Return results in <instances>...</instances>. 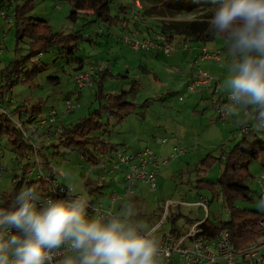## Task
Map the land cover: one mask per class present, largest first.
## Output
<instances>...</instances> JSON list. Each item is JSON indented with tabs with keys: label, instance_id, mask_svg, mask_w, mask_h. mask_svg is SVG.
Here are the masks:
<instances>
[{
	"label": "rangeland",
	"instance_id": "obj_1",
	"mask_svg": "<svg viewBox=\"0 0 264 264\" xmlns=\"http://www.w3.org/2000/svg\"><path fill=\"white\" fill-rule=\"evenodd\" d=\"M135 1L113 0L108 13L111 18L107 20L98 19L89 12H79L77 19L72 21L69 19L72 12L69 3L61 0H34L29 16L34 19L45 20L54 33L79 32L82 40L78 51L72 55L63 54L57 47H53L44 54L26 61L25 57L29 54L28 43L30 40L28 37H22L21 40L17 39L15 16L12 15L16 4L21 2L20 0H0V11H5L4 16L1 17L0 15V40H3V53L0 54V84L3 75H7L9 71L14 69V63L23 60L21 72H15L19 80L13 83L10 94L8 92L4 94L5 97L10 95L14 109L21 104H24L28 109L38 105L41 108L42 117H47L48 112L54 110L56 118H63V125L75 124L79 118L85 117L99 107V101L96 97L98 89L95 83L98 73L103 70L110 73L102 82L104 92L107 94H119L121 91L128 92L135 82L139 83L135 97L129 99L130 102L137 105L135 114L125 117L120 124H116L113 119L109 118L110 120H108L107 116H103L102 122L107 125L105 127L107 133L102 139L109 144L106 146L107 149L104 153L105 161L103 162L105 163L110 161V157L116 159L119 153L130 156L145 148L157 154L158 139L165 128L181 129L185 124L186 129L193 132L194 130L200 131V129L207 130L208 126L223 130V126H225L213 120L215 114L212 102L218 98V94L213 93L214 88L210 89L205 100L200 99L201 101L197 102L194 95H187L188 92L185 93L183 89H178L179 85L184 87V84H187L188 88L191 82L190 79L187 80L189 74L196 69L190 70V66L186 62L184 64L180 62L177 65H169L165 61L168 58L166 55L156 54L152 50L133 51L126 43L125 39L153 42L156 32L159 31L157 26L161 22L156 17H142L143 4H141V0H138L139 5L137 7ZM119 6H123V9H120ZM194 17H196L194 12L173 15L175 20H190ZM204 45L209 51L213 45H219L221 48L225 47L223 39L220 37H215ZM170 54L172 57L173 53ZM175 54L177 57V53ZM229 60L225 48V52L221 56V63L212 62L218 66L215 70V76L210 74V77L219 80L221 89L219 93L224 92V95L226 93L222 88L224 87L223 81L228 75ZM76 62H80L85 70L91 67H96L95 70H97L98 65L103 66L102 71L94 72L92 86L79 91L80 96L78 98H74L78 91L73 80L75 74L73 69ZM35 68H37V71L31 74L28 77L29 80L25 82V74ZM199 69L201 68L199 67ZM187 73L188 77L186 76ZM54 78H57V80ZM180 96L181 99H183V96L184 99L191 98V101L188 102L187 112L190 113L191 110H194L193 116L185 118V116L177 114L174 110ZM68 99L73 102L72 111L64 114L63 105ZM166 115L167 117H165ZM107 120L109 123H107ZM17 121L19 122L18 115L14 114L13 122L16 123ZM55 125L60 127V124ZM239 127L240 125L236 129L231 127L225 129V134L231 139L228 143L231 145L230 147H233L241 139L240 136L233 138L232 135L233 133L236 135V131L231 132L232 129L238 130ZM256 134L258 140L264 141V132H256ZM223 143L219 144L218 142L210 149L205 148L201 143V146L197 147L196 153L199 156L194 157L196 155L193 154V159L187 161L183 157L189 154L187 152L173 160L170 159L169 163H175L169 169L166 166L161 168V173L157 174L158 181L155 189L146 187L143 183H137L138 185L136 184L132 193L124 199L123 204H133L139 214L137 218H143L144 221H146V217L143 215H148L155 210L159 202L171 201L178 203V199L183 196L189 202L195 200L203 202V200L208 201L210 199L211 202L208 205L210 215H218L217 210L220 206L223 207L222 211L225 212L226 206L221 196L216 200V198H212L207 189H195L197 179L195 176L197 170L201 168L200 162L208 154L219 157L222 150L219 147ZM47 147L40 154L42 156L41 161L50 163L54 168L56 182L67 188L73 196L86 194L90 201H98L106 208L109 205L110 193L116 191L118 194H123V191L119 190L117 186V181L123 179L126 171L124 166H121L114 176H108L105 170L90 164L81 157L80 153L68 149L65 145H60L56 137L48 141ZM101 152L97 153L99 157H102ZM21 161V155L19 156L12 143L8 142L7 135H0V200L3 195L8 196L16 187L15 177L19 175V163ZM178 162L181 163V166H178L180 164ZM184 163H188V166ZM90 167L93 168L92 172L88 171ZM222 170L223 166L221 164H215L206 173H203L205 175L203 180L216 181ZM64 173H67V175ZM247 175L244 184L251 190L252 201L245 203L244 201H238L236 206L242 209L255 210L261 207L258 180L264 175V167L261 166L258 160L252 161L248 166ZM98 177H106L107 181L99 182ZM89 179L90 181L98 180L101 194L90 191L85 184ZM199 195H202L201 199L198 198ZM117 204L118 202L113 207L114 211L119 210L116 208ZM191 208H195L192 209L193 214H199V210L202 209L195 206ZM184 215L189 219H193L191 213ZM222 218H224V215ZM180 260L178 255L174 254L172 264H182ZM249 264H264V254L261 255V258L259 257Z\"/></svg>",
	"mask_w": 264,
	"mask_h": 264
},
{
	"label": "clouds",
	"instance_id": "obj_2",
	"mask_svg": "<svg viewBox=\"0 0 264 264\" xmlns=\"http://www.w3.org/2000/svg\"><path fill=\"white\" fill-rule=\"evenodd\" d=\"M212 2V34L230 57L223 110L264 130V0ZM41 199L37 185L26 186L0 207V264H164L156 229L133 204L90 216L86 194Z\"/></svg>",
	"mask_w": 264,
	"mask_h": 264
},
{
	"label": "trees",
	"instance_id": "obj_3",
	"mask_svg": "<svg viewBox=\"0 0 264 264\" xmlns=\"http://www.w3.org/2000/svg\"><path fill=\"white\" fill-rule=\"evenodd\" d=\"M34 0H20L16 4L14 11L15 27L17 30V39L28 37L29 54L25 57L30 61L32 57L39 56L57 47L61 53L72 55L78 51L82 37L79 32L69 34L54 33L45 20L34 19L30 15ZM69 3L72 8L70 20L75 21L79 12H89L98 19L107 20L109 16L110 4L113 0H61ZM143 4L142 17L160 19L156 35H161L170 44L173 43H200L206 44L215 37L209 21L215 10L216 5L212 0H141ZM123 9V6H119ZM196 13V17L190 20H175L173 15L184 13ZM151 29V28H147ZM222 38V37H220ZM23 60L14 63V69L7 75H3L0 84V99L6 91V82L15 72H21ZM73 70L76 73L85 70L80 62ZM37 71L35 68L25 74V82L29 76ZM15 73V74H16ZM74 74V75H75ZM95 80L98 91L96 92L99 101L98 109L89 113L85 117L79 118L75 124L61 125L62 132L56 137L60 145H65L68 149L80 153L83 159H86L92 165H98L105 161L97 155L100 151H105L108 143L102 139L107 133L106 126L102 122L103 116L120 122L124 117L136 112V104L130 102L137 92V82L132 85L130 91H121L119 94H107L103 89V80L110 75L109 71L103 70L98 73ZM57 80V78H54ZM13 115H18L19 121L31 123L41 116V108L36 105L28 109L24 104L15 107ZM107 120V121H108ZM109 123V121L107 122ZM242 137L233 147L223 155V159H216L207 156L200 162L201 168L197 170L196 189H207L212 198L221 196L226 206L227 218L211 220L206 218L198 221L200 233L208 239H214L217 234L227 231L231 244L237 250L246 249L260 241H264V228L260 226V221L264 217V207L258 209H242L236 206V202L252 201L251 190L244 184L248 174V166L252 161H259L264 167V141L257 138L253 130H241ZM7 135L8 142L15 147L19 156L29 152L30 146L22 139L21 134L8 120L0 116V135ZM56 147V146H54ZM104 149V150H103ZM52 172L49 162H46ZM221 164L223 170L218 175L215 182L203 180L204 174L208 169ZM205 167V168H204ZM55 174H53L54 177ZM55 178V177H54ZM16 179V177H15ZM92 193L100 194L101 187L97 181H86ZM21 189V184H16L13 191L3 195L0 200V207H7L15 198L16 193ZM55 199H62L57 197ZM250 263V262H249ZM248 262H239L237 264H249Z\"/></svg>",
	"mask_w": 264,
	"mask_h": 264
},
{
	"label": "built area",
	"instance_id": "obj_4",
	"mask_svg": "<svg viewBox=\"0 0 264 264\" xmlns=\"http://www.w3.org/2000/svg\"><path fill=\"white\" fill-rule=\"evenodd\" d=\"M138 7V0L135 1ZM140 8V7H139ZM5 11H0L1 17L5 15ZM14 11L12 12V15ZM126 43L131 47L133 51H148L157 49L161 53L168 55L169 52L174 50V46L168 43L163 36L156 35L153 42H145L138 40L125 39ZM3 40H0V54L3 52ZM188 46L184 45V49ZM200 55L202 59L212 60L219 63L221 60L220 52L213 51L209 52L205 47L201 48ZM97 70L95 68H88L82 72L76 73L73 76L74 84H76L77 92L84 88L90 87L93 84L92 76L95 71H102L103 66L98 65ZM19 78L16 74H12L6 82V92L10 94L11 87L14 82L18 81ZM213 83H217L216 79L208 76L206 73L199 71L196 76L191 79L188 85L190 91H194L196 87L202 85L209 86ZM213 93H219V86L216 85L213 89ZM4 93V94H5ZM227 103V94L223 96L219 101L216 113L217 120L224 122L229 114L223 109ZM73 102L66 100L64 102V114L70 113L72 110ZM13 104L10 95L5 97L4 95L0 99V116L8 120H11L12 126L20 132L22 139L30 146L29 152H26L21 156L22 161L19 163V175L16 176V184H21L22 187L37 185L38 190L41 193V203L48 198L55 199L60 197L66 199L68 197H75L72 193L64 186L59 185L56 179L53 177L55 174L46 167V162H42V156L40 154L48 148V141L55 138V133L60 134L62 129L58 127L55 131L52 129V124L56 121V112L54 110L48 112L47 117L36 119L31 123L13 122ZM247 130V128H242ZM259 130V129H258ZM262 131V130H259ZM176 156L182 154V150L179 148L173 149ZM173 156V155H172ZM171 156V157H172ZM167 160L160 161L150 149L145 148L144 150L134 155H123L119 153L117 158L112 160L110 167H104L103 164L100 167L105 170L106 175L114 176L116 171L124 166L126 171L123 179L120 183H117L118 187L123 191V194H118L116 191L109 195V205L105 208L98 201H90V207L88 213L90 216L95 215L98 211L103 212L104 210L114 211V205L122 201L128 195L132 193L133 188L136 184L143 183L146 187L156 188L157 173L160 168L167 164ZM51 168H53L51 166ZM89 172L93 171V168H89ZM106 177H101L100 181L106 182ZM112 179V178H111ZM260 185L259 199L264 201V175L258 180ZM21 190V189H20ZM78 196V195H77ZM174 203L171 201L164 202L162 219L160 220L157 227H159L166 219L168 210ZM201 207L204 212H208V202L203 200L195 203ZM260 226L264 228V217L260 221ZM156 229V228H155ZM161 246L168 254L164 257V264H172V257L177 254L181 259L182 264H237L239 262H251L257 260L261 255L264 254V241H260L246 249L237 250L233 247L230 241V237L227 231H222L214 239H208L206 236L200 233L198 224L192 226L189 232L179 239H175L169 235L162 236ZM62 255V253H61ZM59 258V257H58Z\"/></svg>",
	"mask_w": 264,
	"mask_h": 264
},
{
	"label": "crops",
	"instance_id": "obj_5",
	"mask_svg": "<svg viewBox=\"0 0 264 264\" xmlns=\"http://www.w3.org/2000/svg\"><path fill=\"white\" fill-rule=\"evenodd\" d=\"M140 8H142V7H140ZM172 45L174 46V50H173L174 52H172V51L169 52V54L166 55L168 58L165 61L168 62L169 65L170 64L171 65H177L180 62L184 64L186 62V63L189 64L190 70L191 69H196L197 70V71L195 70L193 73L189 74L190 76H189V78L187 80L190 79V81H191V76L192 77L196 76V74L199 71H201V69H202V72L206 73L208 76H210V74L215 76V73H216L215 70H216V67L218 68V66L214 65L213 63H216V62H214L212 60L202 59L201 58V55H200L201 48L205 47L207 49V47L204 44H200V43H184L183 44V43H177L176 42V43H173ZM184 45H187L188 48L184 49ZM154 51H155L156 54H163L157 49H153L152 50V52H154ZM207 51H209V50H207ZM213 51H219L220 52V57H221L224 54V52H225V47L223 46L221 48V47H219V45H213L210 48L209 52H213ZM170 53H173L172 57L170 56L171 55ZM175 53H177V57L175 56L176 55ZM151 54H153V53H151ZM163 55H165V54H163ZM229 59H230V57H229ZM208 62H211V63H208ZM193 63H194V65H193ZM219 63H221V62H219ZM76 67H77V65H75V68ZM199 67L201 69H199ZM186 76L188 77V73H187ZM216 81H217V83H213L212 85H209V86L202 85L199 88L196 87L194 91H190L187 88V86H186L187 84H184V87L182 85H179L178 89H180V90L183 89V91L185 93L188 92L187 95H191V96L194 95L196 97L194 99L197 102V101L205 100V97L210 92V89L214 88L216 85L219 86V90L221 91L220 85H219V80L216 79ZM138 86H139V83H137V87ZM222 89L224 91V87ZM137 90H138V88H137ZM215 94H217V93H215ZM79 96H80V93L76 92L74 98H76V97L78 98ZM223 96H224V92L218 93V98L215 101L213 100V102H212V104L214 105L213 106L214 107L213 112L215 114L213 120H214V122H217V123H220V124L221 123L224 124L225 126H223L224 127L223 130L218 129V128L214 127V126H208V127L206 126L208 128L207 130H205V129L201 130L200 129V131H195L194 130L192 132L190 129H186L185 124H184V127L181 128V129H177V128H167V129L165 128L164 129L163 134L158 139V142H159L158 143L159 144L158 145V149H157L158 153L156 154V153L153 152L156 155V157L158 158V160H160V161L167 160L168 161L167 164L164 165V166L168 167V169H169L170 166L175 163V162L169 163L171 160H173V159L178 157L174 153L173 149H175V148H179L180 150H182V154L184 152L189 153V154L183 156L186 161L189 160V159H193V156H192L193 154L196 155L194 157H198L199 155L196 154L197 153V147L201 146V143H202V145L205 148L210 149V148H212L211 146H215V144H218V142H219V144L224 142L219 147L220 149H222L219 157H213L210 154L207 155V156H211V157L216 158V159L217 158L218 159H223V155L225 154L226 151H228L230 149L229 147L231 146V145L228 144L231 141V139H230L229 136H227L225 134V129H227V128L231 127V128H235L236 129L238 127V125H240L238 130L232 129L233 131H231V132L236 131V135H234L235 133H233V135H232L233 138H235V136H238V137L240 136V138L242 137V133H241L242 128H247L248 130H253L255 134H256V132H264V130L259 131L258 129H256L252 123H248V124H245V125H242V124L238 123V117H236L235 115H228V117L226 118V120L224 122L218 121L217 120L216 110H217L219 101H221ZM190 99L191 98L184 99V96H183V99H181V96L178 98L179 102H177L175 107H174V110L177 112V114H180L181 116H185V118L187 116L191 117V116L194 115L193 114L195 112L194 110H191L190 113L187 112L188 111L187 107L189 106L188 102L191 101ZM17 106H19V105H17ZM131 115H133V114H131ZM128 116H130V115H128ZM165 117H167V115ZM39 118H43V117L39 116L38 119ZM124 118L120 122H115V121L114 122L116 124H120V123L123 122ZM246 118L251 120V116L250 115H248ZM62 122H63V118L62 117L61 118L57 117L56 121L52 125V129L55 131L59 127V125L57 126L55 124H60V126H61ZM179 127H181V125H179ZM199 128H204V127H199ZM57 135H58V133H55L54 137H56ZM104 153H105V151L104 152L102 151L100 153L102 155V157H100V158H102V160L103 159L105 160ZM182 154H180L179 157L182 156ZM109 160H110L109 162H106V163L103 162V163L95 165V166L101 168L100 165L103 164L104 167L108 168V167H110V165L112 163V160H114V158L110 157ZM178 163H180V162H178ZM184 165L188 166V163L187 164L184 163ZM178 166H181V163L178 164ZM161 168H163V166ZM161 168H160V170H159V172L157 174L161 173ZM195 177L197 178V174H196ZM98 178H99V182H100V178L101 177H98ZM157 181H158V176L156 178V182ZM97 182H98V180H97ZM117 183H120V181H117ZM139 185H141V184H139ZM140 189H142V188L140 187ZM119 190H121V189L119 188ZM126 198H124V199H126ZM198 198L201 199L202 195H199ZM219 198H220V196H217L216 200L219 199ZM124 199L122 201L118 202L117 207H116L117 209H120L121 206L124 205L123 204L124 201H125ZM177 202L178 203H174L173 205L170 206V208L168 210V214L166 216V219H164V222L159 227H157V225L159 224L160 220L162 219V214H163V206L162 205L164 204V202L163 203L159 202V204L157 205L156 209L153 210L150 214H148V215L144 214L143 215V216L146 217V222L150 226L156 228V234L159 237V239H161V237L165 236V235H169V236H171V237H173L175 239H179L182 236L186 235L189 232V230L192 228V226H194L195 224H198L199 223L198 221H203V219L205 220L206 218H210L211 220L226 219L227 218V212L226 211L223 212L222 211L223 207H221V206L217 210L218 211V215H214V214L210 215V213H208V212L206 214L203 209L199 210V212H198L199 214H196V213L193 214L192 213V209H195V208H191V207H194V206L195 207H199V206L194 205V204L197 203V202H200V201L195 200V201L189 202V201L186 200V197L183 196V197H180V199H178ZM207 202H208V205H209L211 200L209 199ZM199 208H201V207H199ZM186 213H191V216H193V219H189L187 216H185L184 214H186ZM221 213L224 215V218H222L223 215ZM199 216H200V218H199ZM141 219H143V218H141ZM220 264H222V263H220Z\"/></svg>",
	"mask_w": 264,
	"mask_h": 264
}]
</instances>
